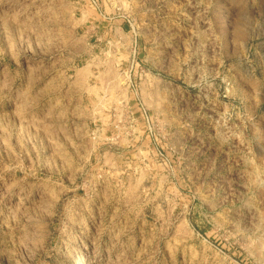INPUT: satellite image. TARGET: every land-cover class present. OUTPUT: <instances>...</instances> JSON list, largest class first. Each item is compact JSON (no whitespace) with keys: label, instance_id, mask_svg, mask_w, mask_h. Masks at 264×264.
<instances>
[{"label":"rangeland","instance_id":"374dc122","mask_svg":"<svg viewBox=\"0 0 264 264\" xmlns=\"http://www.w3.org/2000/svg\"><path fill=\"white\" fill-rule=\"evenodd\" d=\"M0 264H264V0H0Z\"/></svg>","mask_w":264,"mask_h":264}]
</instances>
